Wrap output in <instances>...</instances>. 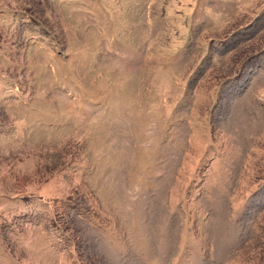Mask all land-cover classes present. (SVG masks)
I'll return each mask as SVG.
<instances>
[{"label":"rangeland","instance_id":"rangeland-1","mask_svg":"<svg viewBox=\"0 0 264 264\" xmlns=\"http://www.w3.org/2000/svg\"><path fill=\"white\" fill-rule=\"evenodd\" d=\"M0 264H264V0H0Z\"/></svg>","mask_w":264,"mask_h":264}]
</instances>
